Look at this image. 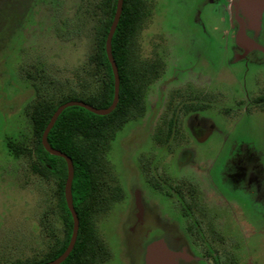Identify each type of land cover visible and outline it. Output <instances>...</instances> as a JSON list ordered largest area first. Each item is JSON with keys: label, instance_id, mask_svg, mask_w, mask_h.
Returning a JSON list of instances; mask_svg holds the SVG:
<instances>
[{"label": "rangeland", "instance_id": "374dc122", "mask_svg": "<svg viewBox=\"0 0 264 264\" xmlns=\"http://www.w3.org/2000/svg\"><path fill=\"white\" fill-rule=\"evenodd\" d=\"M112 1L0 0V264L50 260L65 237L59 179L38 161L35 126L73 92L105 95V70L95 60ZM225 2L142 0L131 52L141 108L104 149L97 181L113 199L94 211L93 243L107 252L93 264H144L147 243L133 218L137 190L159 207L151 240L171 221L189 245L188 264H264V220L245 204L229 207L223 191L221 201L206 195L221 178L261 172V185L264 178V113L251 117L264 105H254L259 93L248 96L252 76L263 81L264 69L253 73L254 63L234 61L241 51ZM198 102L207 118L223 114L219 133L208 137L215 143L197 141V114L189 110ZM10 144L26 152L15 154ZM152 260L164 262L158 251Z\"/></svg>", "mask_w": 264, "mask_h": 264}, {"label": "trees", "instance_id": "16d2710c", "mask_svg": "<svg viewBox=\"0 0 264 264\" xmlns=\"http://www.w3.org/2000/svg\"><path fill=\"white\" fill-rule=\"evenodd\" d=\"M141 2L142 0H124L122 15L112 41V52L120 77V94L116 109L107 116H99L81 107H69L60 115L48 136L50 145L70 157L75 167L72 194L80 223L79 233L73 251L62 264H93L97 261L99 254L107 252L102 244V252L99 253L101 249L93 243V234L95 233L94 211L99 209L104 202L112 201L113 198H111L112 195H108L109 191H100L97 180H101L99 176L105 170L104 149L108 147L122 123L127 121L128 115L135 114L136 111L133 110L141 108L142 93L137 89L138 81L132 77L137 73L131 64L134 60L133 54H131L134 41L133 31L142 15ZM116 6L117 0H113L110 13L106 17L105 28L101 34V51L95 60L105 70L107 79L104 89L105 95L101 99H90V97H86V92H73L72 96L62 99L47 115L40 117L35 126L36 134L39 136L36 155L45 171L59 179L62 221L65 223V237L54 257L35 264H44L58 258L66 250L73 229V220L67 209L64 196L67 179L66 161L46 152L41 142L42 134L54 112L60 105L68 101H82L97 108H108L112 104L114 75L106 54V40L114 19ZM78 83L83 91L89 88L86 80ZM10 149L15 154L26 152L12 144H10ZM218 261L219 259L216 263ZM229 262H231L229 264H235L233 260Z\"/></svg>", "mask_w": 264, "mask_h": 264}, {"label": "flooded vegetation", "instance_id": "af4514ba", "mask_svg": "<svg viewBox=\"0 0 264 264\" xmlns=\"http://www.w3.org/2000/svg\"><path fill=\"white\" fill-rule=\"evenodd\" d=\"M225 1L226 2L224 5L226 7V13L227 15H232L230 19V26L234 29L233 37L235 39V44L238 50L241 51L240 54L236 53L234 61L252 62L255 64V67L257 69V71L253 70V73H259V64H262V68L264 69V0ZM257 53H260L261 57H258ZM260 73L264 76V70H261ZM250 85L252 94H248V96H252L256 93L260 94V96L255 97L253 101L254 105H264V92H259V88L264 87V79L263 81H260L259 77L252 76ZM255 109H257L258 111L251 113L252 118H254L255 115H262V113H264V107H261V109ZM204 110L205 109L203 107V102L199 103L197 109L192 108L189 110V112L197 114V117L195 118L197 120L195 129L198 137L197 141L201 144L215 143V139L209 140L208 137L212 132L219 133L220 125L217 121L220 120L223 114H219L221 116L216 115L214 119L209 116L207 118L206 114L202 112ZM203 124L205 125V132L201 133L200 130L202 129V126H204ZM252 158H255L256 160L260 159V157H256L255 152H252ZM252 174L253 176H251ZM252 174L249 173L250 177H248V175L240 181L238 179H234L231 181L229 179L224 180L221 178V182L219 181V186L216 185L213 190H208L212 191L213 193H205L208 198H217L216 196H218L219 200L221 201L220 193L223 191L224 193H226V202L229 207H233L235 211H237L238 208L242 209L243 205L245 204V206L248 207L249 211L257 214L258 217L264 220V178L261 181V185L258 179V176L261 177V172L260 175H254V172H252ZM252 181L258 183L253 184ZM254 185L260 186V188H254L251 190V186ZM155 191L158 190L155 189ZM133 199L134 224L137 227H140V241L143 243H147L143 253L144 264H148L146 256L150 247L155 248L154 251H158L160 257L164 259V262H159L156 264H172L171 260L173 259H176L178 261L180 260L181 262H183V264L190 263L191 256L187 254V249H189L187 240L181 233L174 231V225L171 221L167 224V232L163 234V237H160V239L151 240V238H157L156 236H158L157 231H154V226L160 219V211L157 202L152 198L151 205L145 203L144 199L142 198V193L138 190L134 192ZM201 202L204 205L207 203L205 198L201 200ZM164 237L168 242V250L161 246V239H163Z\"/></svg>", "mask_w": 264, "mask_h": 264}, {"label": "water", "instance_id": "95a60500", "mask_svg": "<svg viewBox=\"0 0 264 264\" xmlns=\"http://www.w3.org/2000/svg\"><path fill=\"white\" fill-rule=\"evenodd\" d=\"M123 5H124V0H117L116 12H115L114 19H113V22L110 27L107 40H106V54L112 66V71L114 75V99H113L112 104L108 108H97V107H94L82 101H68L60 105L58 109L54 112L46 129L44 130L42 134L41 142L46 152H48L52 156L61 157L66 161L67 179H66L65 187H64V196H65L67 209L69 210L72 216V219H73L72 234H71V238H70V241H69V244L66 250L55 260H52L44 264H62L65 262V260L69 257V255L73 251L75 244L77 242L78 233H79V224H80L79 218H78L75 206H74L73 194H72V185H73V180L75 176L74 163L70 157H68L63 152L56 150L50 145L48 141V136H49L50 131L54 127L55 123L57 122L58 118L60 117V115L63 113L65 109L69 107H81L99 116H107L116 109L118 102H119L120 77H119V70H118V67L114 59L113 52H112V41H113V37L115 35V32L117 30V27H118V24H119L121 15H122ZM154 250L155 248H152V247L149 248V254H148V259H147L148 264H153L152 253Z\"/></svg>", "mask_w": 264, "mask_h": 264}]
</instances>
